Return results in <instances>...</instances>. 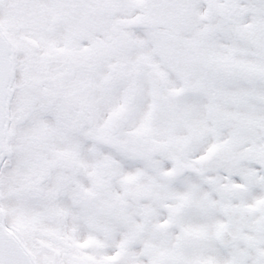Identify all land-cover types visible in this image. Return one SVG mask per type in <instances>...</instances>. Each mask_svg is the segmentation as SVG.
<instances>
[{
  "label": "snow or ice",
  "instance_id": "obj_1",
  "mask_svg": "<svg viewBox=\"0 0 264 264\" xmlns=\"http://www.w3.org/2000/svg\"><path fill=\"white\" fill-rule=\"evenodd\" d=\"M0 264H264V0H0Z\"/></svg>",
  "mask_w": 264,
  "mask_h": 264
}]
</instances>
